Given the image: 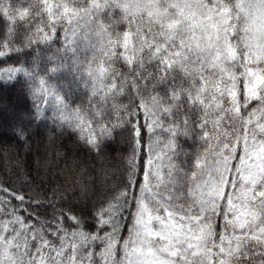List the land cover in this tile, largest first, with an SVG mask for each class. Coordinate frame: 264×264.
Here are the masks:
<instances>
[{"label": "snow or ice", "instance_id": "1", "mask_svg": "<svg viewBox=\"0 0 264 264\" xmlns=\"http://www.w3.org/2000/svg\"><path fill=\"white\" fill-rule=\"evenodd\" d=\"M35 9L27 20L0 11L9 21L0 58L59 42L48 71L70 60L87 104L70 106L44 78L34 99L56 105L60 126L90 151L118 134L128 155L99 200L68 177L63 200L83 201L79 210L58 204L55 189L36 199L0 183V264H264V0H36ZM125 32L131 51L120 46ZM45 201L50 218L37 211Z\"/></svg>", "mask_w": 264, "mask_h": 264}, {"label": "trees", "instance_id": "2", "mask_svg": "<svg viewBox=\"0 0 264 264\" xmlns=\"http://www.w3.org/2000/svg\"><path fill=\"white\" fill-rule=\"evenodd\" d=\"M22 0H6L9 10L20 6ZM0 11H2L0 9ZM9 21L0 15V39L7 33ZM22 30L16 26V32ZM59 42L47 47L43 44L25 49L22 53L0 58V67L16 66L22 68L16 74H0V183L24 191H31L34 198L40 193L53 195L56 202L83 207V201L75 198L70 202L63 200L71 196L65 193L68 177L81 179L90 185L96 200L101 199L125 172V157L128 155L126 136L114 135L105 140L99 154L90 151L71 129L61 127L57 106L34 99L38 80L44 78L70 106H76L79 98L87 93L81 77L71 61H66L55 73L48 69L56 61ZM83 94V95H82ZM82 95V96H81ZM38 106L41 108L38 111ZM181 149L192 152L196 148L194 139L178 138ZM148 136L145 135L144 151L147 155ZM183 159V157H181ZM139 194V189H134ZM45 218L53 215L51 208H38ZM123 235H127L125 231Z\"/></svg>", "mask_w": 264, "mask_h": 264}, {"label": "rangeland", "instance_id": "3", "mask_svg": "<svg viewBox=\"0 0 264 264\" xmlns=\"http://www.w3.org/2000/svg\"><path fill=\"white\" fill-rule=\"evenodd\" d=\"M35 3H36V0H22V3L20 4V6H17L13 8L12 10H9L8 5L6 4V0H0V9L6 10L12 19H19L21 18L23 14V19L27 20L28 16H35V12H36ZM175 26H176L175 23L168 25L169 29H172ZM120 46L129 51H131L135 47V44L132 41L131 36L127 32L123 34V42ZM80 55H81V58H83V56L88 55V53H81ZM79 77L81 76L79 75ZM83 88H84V85H83ZM83 100H84V97L79 98L76 104L81 105L83 103Z\"/></svg>", "mask_w": 264, "mask_h": 264}]
</instances>
